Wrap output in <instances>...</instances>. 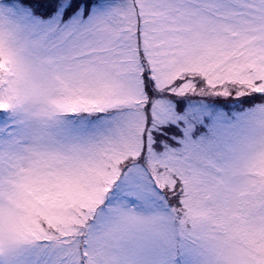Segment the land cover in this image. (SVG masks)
Wrapping results in <instances>:
<instances>
[{
	"label": "snow or ice",
	"instance_id": "obj_1",
	"mask_svg": "<svg viewBox=\"0 0 264 264\" xmlns=\"http://www.w3.org/2000/svg\"><path fill=\"white\" fill-rule=\"evenodd\" d=\"M0 264H264V0H0Z\"/></svg>",
	"mask_w": 264,
	"mask_h": 264
}]
</instances>
